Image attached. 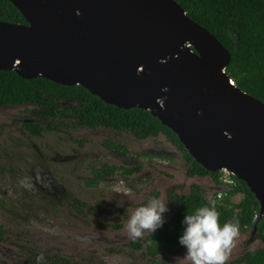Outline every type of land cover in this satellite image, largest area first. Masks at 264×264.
<instances>
[{"label":"water","instance_id":"obj_1","mask_svg":"<svg viewBox=\"0 0 264 264\" xmlns=\"http://www.w3.org/2000/svg\"><path fill=\"white\" fill-rule=\"evenodd\" d=\"M9 1L25 23L0 21V70L149 111L206 170L246 184L259 204L255 232L264 214V102L228 76L230 53L213 34L173 0Z\"/></svg>","mask_w":264,"mask_h":264},{"label":"flooded vegetation","instance_id":"obj_2","mask_svg":"<svg viewBox=\"0 0 264 264\" xmlns=\"http://www.w3.org/2000/svg\"><path fill=\"white\" fill-rule=\"evenodd\" d=\"M89 106L73 86L0 104V264H37L41 254L40 264H107L108 253H126L139 264H175L168 255L177 251L167 242L153 241L158 252L150 254L151 233L132 240L121 232L131 213L157 198L168 208L164 225L192 190L218 204L231 189L223 183L225 173L194 166L187 150L161 129L108 119ZM211 185L228 190L207 199ZM108 230L121 233L117 247L87 251L92 240L108 242ZM81 231L87 236L79 245L73 236ZM239 236L227 264H245L241 258L251 246H264L252 227L239 229Z\"/></svg>","mask_w":264,"mask_h":264},{"label":"trees","instance_id":"obj_3","mask_svg":"<svg viewBox=\"0 0 264 264\" xmlns=\"http://www.w3.org/2000/svg\"><path fill=\"white\" fill-rule=\"evenodd\" d=\"M185 11L186 15L215 36L217 40L229 51L230 63L226 73L235 85L243 92L264 102V0H173ZM0 21L9 23H25L19 10L9 1L0 0ZM70 89L42 77L26 79L11 70H0V104L20 103L35 100V95L45 88L55 92ZM81 96H85L92 109L97 107L107 113L108 119L124 123L137 122L138 128H147L156 132L161 129L174 138L182 147L175 133L161 124L149 111L139 108L121 109L114 105L104 103L97 96L79 85H74ZM88 107V106H87ZM186 157L193 161V165L206 172V169L197 163L193 157L186 153ZM234 185L227 191L216 209L220 213V223L239 221V229L244 231L252 227L253 218L257 215L259 204L254 194L246 184L231 175ZM214 180L220 184L215 175ZM240 194L238 202H233L232 197ZM204 206L211 207L204 193L192 190L187 198H179L177 212L172 219L158 228L147 240L150 254L158 252V246L152 245L153 241L167 242L171 245L169 250L185 251L186 248L179 243L185 225L183 220L187 214H192L196 209ZM256 231L264 242V214L256 224ZM241 261L245 264H264V246L247 252Z\"/></svg>","mask_w":264,"mask_h":264},{"label":"clouds","instance_id":"obj_4","mask_svg":"<svg viewBox=\"0 0 264 264\" xmlns=\"http://www.w3.org/2000/svg\"><path fill=\"white\" fill-rule=\"evenodd\" d=\"M166 203L151 198L147 205L136 208L127 221L128 236L132 240L142 238L145 232L154 233L164 223ZM186 226L179 237V243L186 248L183 258H176L175 264H227L239 236V221L220 223V213L215 201L211 207L204 206L187 214L183 220ZM37 264L44 260L36 257Z\"/></svg>","mask_w":264,"mask_h":264},{"label":"rangeland","instance_id":"obj_5","mask_svg":"<svg viewBox=\"0 0 264 264\" xmlns=\"http://www.w3.org/2000/svg\"><path fill=\"white\" fill-rule=\"evenodd\" d=\"M85 167V166H84ZM84 171V170H83ZM85 172V171H84ZM117 185H115L116 187ZM118 187V186H117ZM214 191H216V188L215 186H210L207 190H206V197L207 199H209ZM241 195L240 194H237L235 195V197L232 199V201L234 202H237L241 199ZM87 200V198H84ZM91 232H92V235H99V231L97 230H92L91 229ZM122 233H125L127 232V230H123L121 231ZM84 236H87V235H83L82 234V231L80 233H76L75 236H73L75 239H76V244H79L80 243L82 244V242L84 243L83 241V237ZM121 236V233L119 232H115V231H112V230H108L107 231V239H108V242H106L105 244H100V243H94V241L92 240L90 242L89 245H87L88 247V250L87 251H94V252H99V251H103L104 249H107L109 247H117V246H113L116 244V240L115 238H119ZM240 236L237 238L236 240V243L238 242V240H240ZM79 239V240H78ZM82 241V242H81ZM121 242V241H120ZM120 246V245H119ZM258 246L257 244L254 246H251L249 249H253V248H259L261 247L262 245H260L259 247H256ZM125 253V252H124ZM126 254V253H125ZM125 254H109L107 255V264H139V260H136V261H131L130 258H128ZM186 252H177L176 254H172L170 253L168 255V259H169V262L170 263H175L176 262V258H183L185 256ZM117 257V260L115 261H111L110 259H113ZM237 257V256H236ZM167 259V260H168ZM132 260H135V259H132ZM232 259H229L227 262L231 261ZM142 261V260H141ZM185 264H190V262H185Z\"/></svg>","mask_w":264,"mask_h":264},{"label":"built area","instance_id":"obj_6","mask_svg":"<svg viewBox=\"0 0 264 264\" xmlns=\"http://www.w3.org/2000/svg\"><path fill=\"white\" fill-rule=\"evenodd\" d=\"M223 173H225V178L223 179V183H225L226 185H229V186L233 185L232 180L230 178H228V176H227L229 173L227 171H223ZM218 196H220V193H218Z\"/></svg>","mask_w":264,"mask_h":264}]
</instances>
